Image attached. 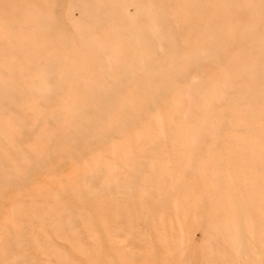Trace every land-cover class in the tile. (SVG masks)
Wrapping results in <instances>:
<instances>
[{
  "label": "rangeland",
  "instance_id": "rangeland-1",
  "mask_svg": "<svg viewBox=\"0 0 264 264\" xmlns=\"http://www.w3.org/2000/svg\"><path fill=\"white\" fill-rule=\"evenodd\" d=\"M0 264H264V0H0Z\"/></svg>",
  "mask_w": 264,
  "mask_h": 264
}]
</instances>
